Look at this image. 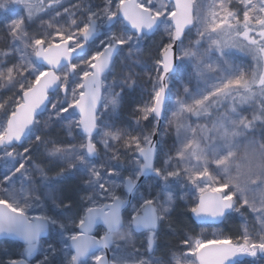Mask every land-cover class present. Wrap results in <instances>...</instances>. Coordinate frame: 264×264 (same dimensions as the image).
<instances>
[{"label": "rangeland", "instance_id": "1", "mask_svg": "<svg viewBox=\"0 0 264 264\" xmlns=\"http://www.w3.org/2000/svg\"><path fill=\"white\" fill-rule=\"evenodd\" d=\"M103 1L102 8H95L100 16L98 20L103 28L102 35L89 44L84 55L57 71L62 80L60 88L67 91L66 95L61 98L60 89L51 95L50 103L45 112L36 119V126L31 131L33 135L41 136V140L45 141L44 145H47L52 140L50 132L55 125L62 126L69 132L76 122L79 123L78 115L76 118L73 113L74 104L83 92V78L91 73L92 63L103 49L110 45V41H117L121 48L110 72L102 76L103 92L97 115V132L88 140L94 144L97 156L91 158L86 155V136L81 147L82 166L86 170L91 169L90 161L86 158H97L98 150L105 151V143L121 134L117 117L121 106L119 97L124 88L134 79L144 84V92L140 91L136 96L137 102L129 104L134 114L142 116L145 113L153 114L155 96L161 88L159 81L149 76L152 65L144 60L143 45L134 42L133 33L121 18L108 29L104 26L108 16H118L117 8L122 0ZM138 2L140 6L161 18L162 22L155 32L157 35L150 42H159L157 45L162 46L163 51L170 44L174 32L170 20L175 9L173 4L167 0ZM192 3L194 31L187 32L179 44V66L167 81L169 93L163 120L158 128L159 144L155 169L161 176L159 179L148 177L140 185L142 187L137 194L135 193L136 203L131 207L132 215L128 219L123 217L124 224L114 234L110 247V258L115 264H196L197 249L208 242L229 241L246 247L264 244V126L258 125L255 129H250L246 125L249 122L251 125L257 120H264L261 116L253 118L255 109L260 115L264 114V86L260 90L251 89L249 77L254 75V71L243 59L247 58L249 53L236 54L232 50L230 52L227 47L230 36L235 31V28L231 27L241 18L248 19L244 15L264 17V0H192ZM93 7L92 0H0L1 23L7 28L17 26L22 35L20 44L14 45L10 42L6 50L0 51V82L12 88L13 75L8 65L11 60H7L13 57L12 55L22 60L26 73L36 82L46 71V68L34 59L37 45L47 46L67 40L70 48L75 49L82 43L80 34L87 28L88 21L94 18ZM101 11L104 13L101 14ZM153 35L137 39L152 38ZM149 86L154 91V99L151 102L147 97ZM245 88H249L248 91L242 92ZM222 96L224 99L221 107L210 116L209 110L216 108V104L222 101L217 97ZM3 121L0 115V138L6 128V122ZM144 122L141 120L136 124L144 143L138 151L147 146L156 127L155 122L149 131ZM15 146L17 145L4 147V152L0 154V202L24 213L28 219L34 216L46 217L50 223L48 234L54 233L57 238H61L58 234L62 231L59 228L61 222L56 224L50 221L44 212L40 211L47 204L56 203L58 192L55 190L54 179L43 175L44 168L37 167L32 162L28 164L27 152L15 150ZM54 149L57 148L49 146L44 150L48 156L55 152ZM57 150L56 153L62 157L67 155L65 149ZM124 160L129 173L126 177L135 179L141 165L138 153ZM53 161L55 160L49 164ZM40 175L43 180L37 184L36 179ZM78 178H86L88 188L91 189L84 199L90 202L87 208L100 207L112 200H105L103 203L98 200L104 194L101 182L106 179L89 173L79 174ZM208 190L217 191L225 198L233 199L235 205L231 212L232 217L226 225H205L199 226L200 229L183 225L180 242L172 246L171 242H165L162 238L160 240L163 243L154 249L151 255L147 254L142 246L143 243L147 244L151 232H141L140 238L130 234L131 218L139 214L145 204L152 203L156 208L159 227L161 223L166 225L171 222L177 213H190L200 194ZM123 195L124 193H120L116 197ZM28 211H36L38 214L31 215ZM75 231L77 234V228ZM54 237H51V242ZM153 241L156 244L158 238H153ZM2 246L11 250L18 248L10 240H0V252L4 249ZM39 246L38 255L44 261V255L48 251L44 249H49V253H52L54 248L49 244ZM68 248L69 245L63 246L65 250ZM23 251V255L16 251L19 258L12 260L25 258V247ZM63 252L65 254V251ZM99 255L100 252H97L80 264H95ZM58 256L62 257L61 253ZM43 261L33 260L31 263L43 264ZM260 262L261 259H254L248 264H264ZM243 264H246L245 260Z\"/></svg>", "mask_w": 264, "mask_h": 264}, {"label": "water", "instance_id": "2", "mask_svg": "<svg viewBox=\"0 0 264 264\" xmlns=\"http://www.w3.org/2000/svg\"><path fill=\"white\" fill-rule=\"evenodd\" d=\"M173 4L174 12L170 16L173 26L171 44L166 47L161 58L160 90L156 94L153 104V116L156 119V127L147 146L141 148L138 153L141 166L138 176L133 179L126 177L123 183L124 198L116 197L110 202L85 210L84 217L78 226L79 234L70 240L74 258L72 264H79L86 260L89 255L103 250L95 264H115L110 259L109 250L113 244L114 234L117 233L124 223L123 214L132 201L134 193L139 185L152 176L159 178L160 174L155 170L157 156L158 128L162 122V116L167 103L169 93L168 79L177 71L179 65L178 44L188 28L193 26V3L192 0H167ZM118 16H109L106 26L109 28L121 18L125 26L134 32L139 38L143 35L152 36L162 20L151 11L139 6L138 0H123L118 7ZM88 27L81 33L82 43L76 49H70V43L65 40L59 43L44 46L37 45L34 59L47 70L34 84L23 91L21 101L14 108L6 121V128L0 147H11L23 143L34 128L37 117L42 115L48 104L50 96L61 87L62 80L57 75L60 68L70 65L79 56H82L91 43L102 34L98 28V21L90 20ZM121 48L114 39L105 47L91 65V73L83 78V92L79 94L74 104L75 112L79 116L80 132L86 136L96 134L97 114L101 107L102 76L107 74ZM73 72V68H71ZM61 90L65 91L64 88ZM86 155L96 157L97 151L94 144H86ZM141 212L131 218V228L136 233L152 231L150 234L149 250L153 246L152 237L158 227L156 208L152 203L145 204ZM234 208L233 199L224 197L217 191H204L200 194L197 203L189 216L196 225L220 224ZM96 227L104 228V234L100 238L95 237ZM49 230L48 220L43 217L27 219L24 213L15 211L9 205L0 202V240H12L27 246V257L34 256L38 249L41 238L47 237ZM245 254L242 246L236 247L232 242L217 241L208 242L199 247L195 254L196 264H233ZM8 264H29L25 259L9 261ZM144 264V263H139Z\"/></svg>", "mask_w": 264, "mask_h": 264}, {"label": "trees", "instance_id": "3", "mask_svg": "<svg viewBox=\"0 0 264 264\" xmlns=\"http://www.w3.org/2000/svg\"><path fill=\"white\" fill-rule=\"evenodd\" d=\"M92 1L94 6V18H100L98 12L96 13L97 10H95V8H102L104 1ZM103 13L104 12L101 11V14ZM156 35L157 33H155L152 38H144L142 40H138L133 36V40L138 45H143L144 48L142 50L144 51V60H147L149 64L152 65V69L150 70L151 75L149 74V76L150 78H154L155 81H158V73L160 68L159 60L161 59L163 48L162 46L159 47L157 45V43L159 42H150L153 38L156 37ZM21 36V31L17 26L13 25L7 28L4 27L0 21V51L6 50V46L10 42H12L14 45L20 44ZM12 56L13 57L7 59L11 60L8 65L10 66L13 75L12 88L0 82V115L2 116V120H4L3 123L6 122L9 114L18 104L23 90L34 83L29 73H26L27 70L22 63V60L18 59V57L15 55ZM16 81H18L19 83ZM142 84V82L134 79L128 85V87H125L121 92V97H119L121 106L120 109H118L119 111L117 117L121 134L117 137L114 136L113 140L107 141L105 143L107 144V149L105 151L98 150L99 156L97 158H93L92 160L86 158L88 161H90V170H86L82 166L81 147L85 143V136L79 132V123L77 122V125L75 123L77 127L74 129V125L73 129H71L69 132H67V130L62 126L55 125L53 130L50 132L52 140L47 145H44L45 141L41 140V136H38V134L33 135L32 132L28 135L27 138H25V141L21 145L15 146V150L17 149L27 152V157L29 158V161L27 162L28 164L32 162L35 166L44 168L43 175H46L47 177L50 176L52 179H54L53 182L55 185V190H57L58 192L56 203L47 204V206L43 207V209H40V211L44 212V214L50 219V221L52 220L56 224H58V221L61 222L59 228L62 231L58 232V234L60 237H62L57 238L54 233L50 234L49 232V236L45 239H42L39 245H53L54 251L52 253H49V249H44L48 250L47 254L44 255L46 259H44L43 261V259L39 258V255L37 253L36 258L34 259L35 261L42 260L43 264L71 263V251L69 248L66 250L63 249V246L69 245L68 242L70 238L75 234V230L84 214V210L88 206H90V202H87L84 199L86 195L91 192V189L89 190L88 188L89 186L86 183V178H78L79 174L89 173L92 176L96 174L103 180L106 179L104 180V182H101V189H104L103 196L98 199L101 203L105 202V200L113 199L120 193H124L121 183L126 178V175L129 174L127 173L124 159L128 158L130 155L136 156L138 149L144 145L140 132L136 129V124L137 122L144 120V123L149 127V131L152 130L155 125V120L153 119L152 113L148 115L145 113L144 116L136 115L129 107L130 103L137 102L138 98H136V96L138 95V93L140 91L144 92V89H142V87H144V84ZM66 92H59L60 97L64 98ZM147 97L149 98L150 102L154 99V91L150 86L148 88ZM71 112H73V109ZM209 112H212V108L209 110ZM73 114L77 118V114H75V112ZM49 146L57 149H65L67 155L62 157L59 153H56L58 150L54 149L55 152L47 156L44 149L48 148ZM4 150L5 148L3 149L0 147V154L4 152ZM53 159L55 161H53V163L50 165L49 162ZM109 172L110 174L108 175ZM42 180V176L40 175V177L36 179V183L38 184ZM141 187L142 186H140L138 190ZM136 194L133 196V200L128 207V210L124 214L125 219H128L132 215L131 207L135 206ZM0 200H2V198H0ZM27 213L33 215L37 212L28 211ZM231 217V213H228L225 220L219 225H226L227 222L230 221ZM63 220H65V222H63ZM186 224L190 225L194 229H200L198 225L193 224L191 217H189V212L187 214L186 212L177 213L172 217L171 222L167 223L166 225L161 223L154 234V238H158V242L156 244H153L151 251L148 250V244L143 243L142 246L144 247L145 252L151 255L152 251L160 247L163 243L162 240H160L162 238L165 242H171V245L175 246L178 242H180L179 237L181 232L183 231V225ZM130 234L136 238H140L142 236L141 233L136 234L132 231L130 232ZM53 236L55 237L51 242L50 239ZM14 243L18 247L16 250L7 249V246H2L4 249H1L3 251L0 252V264H8L9 260L19 258V255L24 254V246L21 245V243ZM8 248L11 247L8 246ZM242 248H244L245 250L244 256L240 260L237 259L233 264H243L244 260L246 261V264H248L254 259H261L262 262H264V244L261 246L251 245L250 247L242 245ZM16 251H18L19 255L16 253ZM63 251H65V254ZM59 253H61L62 257L58 256Z\"/></svg>", "mask_w": 264, "mask_h": 264}, {"label": "flooded vegetation", "instance_id": "4", "mask_svg": "<svg viewBox=\"0 0 264 264\" xmlns=\"http://www.w3.org/2000/svg\"><path fill=\"white\" fill-rule=\"evenodd\" d=\"M248 15H244L248 17V19L241 18L238 20V23L231 27L235 28V31L231 34L227 47L230 52L232 50L236 54L242 52L249 53L246 56L247 58L243 59L245 60L246 65L254 71V75L249 77V82L252 83L251 89L255 90L256 88L260 90V88L264 86V17H255L254 14ZM232 30L233 29H231V32ZM189 31H194L193 26L188 29L187 32ZM248 89L245 88L242 92L248 91ZM222 99H224V96H222ZM255 113L253 118L258 116L264 118V114L261 113L260 115V112L257 109H255ZM246 125L249 126L250 129H255L258 125L264 126V120H257L256 123H252L251 125L249 122Z\"/></svg>", "mask_w": 264, "mask_h": 264}]
</instances>
